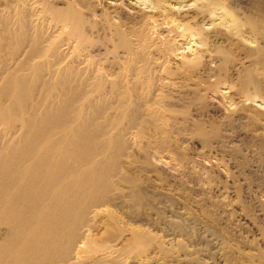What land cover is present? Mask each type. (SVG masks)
I'll list each match as a JSON object with an SVG mask.
<instances>
[{
  "label": "bare ground",
  "instance_id": "6f19581e",
  "mask_svg": "<svg viewBox=\"0 0 264 264\" xmlns=\"http://www.w3.org/2000/svg\"><path fill=\"white\" fill-rule=\"evenodd\" d=\"M248 1L0 0V264L81 259L126 136L211 147L264 120V2Z\"/></svg>",
  "mask_w": 264,
  "mask_h": 264
},
{
  "label": "rangeland",
  "instance_id": "374dc122",
  "mask_svg": "<svg viewBox=\"0 0 264 264\" xmlns=\"http://www.w3.org/2000/svg\"><path fill=\"white\" fill-rule=\"evenodd\" d=\"M258 118L241 135L229 127L211 147L181 135H156L148 147L136 135L123 138L112 185L75 264H264V150L253 141L264 131Z\"/></svg>",
  "mask_w": 264,
  "mask_h": 264
}]
</instances>
